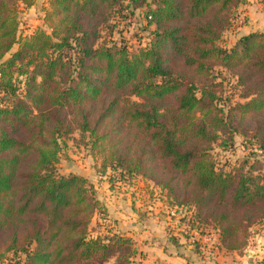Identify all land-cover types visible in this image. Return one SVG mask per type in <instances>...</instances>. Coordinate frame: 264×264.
Here are the masks:
<instances>
[{"label": "trees", "instance_id": "16d2710c", "mask_svg": "<svg viewBox=\"0 0 264 264\" xmlns=\"http://www.w3.org/2000/svg\"><path fill=\"white\" fill-rule=\"evenodd\" d=\"M244 1L47 0L45 28L23 36L20 15L36 0H0V264L11 253L23 264L138 263L129 238L92 235L106 211L93 185L57 172L58 142L74 131L101 174L151 182L184 213L177 237L211 228L219 251L244 254L264 223V174L247 159L219 170L211 154L235 135L264 154V30L217 45ZM117 3L145 9L151 40L136 53L96 43ZM219 70L244 103L222 100ZM199 244L198 255L211 253Z\"/></svg>", "mask_w": 264, "mask_h": 264}, {"label": "rangeland", "instance_id": "374dc122", "mask_svg": "<svg viewBox=\"0 0 264 264\" xmlns=\"http://www.w3.org/2000/svg\"><path fill=\"white\" fill-rule=\"evenodd\" d=\"M41 1L38 4L36 1L34 7L21 13L20 31L23 36L31 35L37 28H45L42 21L43 14L40 10L41 8L47 7V1H45L44 4L41 3ZM146 3L148 4V2ZM123 5H126V3ZM120 8H122V5L117 3L112 8V11L107 13L106 17L108 18V24L101 28L96 43L100 45L105 41L107 46H113V44H115L118 47H125L130 53H136L138 50L148 45L151 40L150 34L152 28H145L146 22L143 18L145 9L138 8L131 15L128 10L120 11ZM261 14H264V9L257 0L244 1L236 11L235 21L231 24L230 28L221 35L217 45L224 49H230L237 42L238 33L243 35L250 31L254 32L258 26L261 27V29H264L263 22H257V25L252 19L254 16L256 20L259 19V15ZM176 70L182 71L183 68L178 65ZM219 72L221 73L222 79L219 78L218 80L222 81V86L219 88L220 95L223 97L222 100L228 98V105L244 103L245 101L238 97L237 92H235L233 88L235 79L229 77V75L223 70H219ZM248 140L249 139L246 137L243 138L240 135H235L233 147L227 150H223L217 145H213L211 154L217 169L228 171L230 168L240 165L244 159H247L250 162L249 164L255 167L256 174H264V154L258 153L256 145ZM58 143L61 148L56 166L59 175L68 176L71 174H78L84 177L95 188L96 197L99 201L100 197H103L104 201H107L110 198L111 201L115 200L119 204L123 202L128 207L130 206L129 203H131L129 202L131 201L130 199L134 196L133 194H137L134 197L136 205H139L137 209L145 211V209L147 210V208H151V217L159 223V220L163 218L166 223L159 225L165 229L168 237H173L174 235L176 237L180 236V233L184 231V227L179 226L174 218L170 216V213L175 210L168 209L164 193H162L159 188L155 187L153 183L145 182L141 179L133 180L132 183H129L128 180H126L127 177H125V180L122 182H116L120 179V172L118 171H106L104 175L101 174V159L95 155L94 151H91L89 138H87V136H81L78 132L74 131L70 136L60 139ZM125 198L127 202L125 201ZM111 205V209H114V203ZM127 207H122L125 212L128 210ZM162 209L164 214L162 213ZM110 215L111 214H109L107 210H101L100 213H96L93 216L89 225L92 235L110 238L117 234L118 236L127 238V236L122 233L123 231L121 232V229L126 230L129 228L127 226L133 221V219L128 217L123 219L121 225H124V228L121 226L122 228L120 229L119 226L115 224L117 220H113V216ZM190 235H194L192 237L199 240V245H220L216 233H214L211 228L207 229L203 234H193L190 232L189 238ZM206 239H209V241H206ZM139 241V239L134 240L133 245H140ZM144 243L146 245H151L149 238ZM247 245L249 250L254 247H259L261 254H259V256L261 259L264 258V223L250 229ZM217 247L210 251L215 253L219 252ZM1 251L2 249L0 248V252ZM208 254H210V252H208ZM4 257L6 259L5 264H23L24 261V257L21 254H18L16 257H13L12 253L5 254ZM18 259L21 260L18 261ZM112 262L113 260H110L106 264H111Z\"/></svg>", "mask_w": 264, "mask_h": 264}, {"label": "crops", "instance_id": "0c3cea01", "mask_svg": "<svg viewBox=\"0 0 264 264\" xmlns=\"http://www.w3.org/2000/svg\"><path fill=\"white\" fill-rule=\"evenodd\" d=\"M37 1V0H36ZM47 0H42L41 3H45ZM261 9V8H260ZM255 23L263 22L264 23V14L259 15V19H255V16L252 18ZM258 25V23H257ZM261 27H257L255 31H261ZM244 32V31H243ZM130 190V189H129ZM132 190V189H131ZM134 195V196H133ZM130 199V206H126L125 203L121 202L119 204L117 201L109 200L104 201L100 197L101 203L104 205L105 209L110 216H113V220H117L115 223L121 229L124 225H121V221L126 217L132 218L133 221L127 226L126 230H122L121 232L127 236L132 242L134 240H140V245H134L136 250V255L134 260L140 264H260L262 259L259 256L260 250L259 247H254L244 252L242 255H237L231 252H211L210 254H203L202 256L198 255L194 248V243L189 242L188 239H182L181 237H176L177 240L172 242L168 238V234L165 229L161 227L162 223H166L163 218L160 221H155L153 217H151L150 211L151 208L145 209L142 211L141 209H137L136 202L134 197L137 194H133ZM124 200V199H123ZM125 201L127 202L126 198ZM114 203L113 208L111 209ZM127 207V212L123 210L122 207ZM162 213L164 211L162 209ZM154 216V215H153ZM160 219V218H159ZM179 226H183V223H178L177 219H174ZM186 222V221H185ZM168 224V223H167ZM169 225V224H168ZM185 227V226H183ZM175 236V235H174ZM191 237L193 235H190ZM150 239L151 245H146L144 242ZM136 242V241H135ZM137 243V242H136ZM134 244V242H133ZM254 255V256H253ZM261 255V254H260ZM113 264V262L111 263Z\"/></svg>", "mask_w": 264, "mask_h": 264}, {"label": "built area", "instance_id": "2783aa9c", "mask_svg": "<svg viewBox=\"0 0 264 264\" xmlns=\"http://www.w3.org/2000/svg\"><path fill=\"white\" fill-rule=\"evenodd\" d=\"M183 215H184V213H182L180 211L179 212L174 211V212L170 213V216L172 218H175V219L183 218ZM184 223H185V221H184ZM206 241H209V239H206ZM189 242L194 243V242H199V240L190 236ZM203 246H204L205 250L208 251V250H213V248L217 247L218 245H203ZM137 264H140V263H137Z\"/></svg>", "mask_w": 264, "mask_h": 264}, {"label": "water", "instance_id": "95a60500", "mask_svg": "<svg viewBox=\"0 0 264 264\" xmlns=\"http://www.w3.org/2000/svg\"><path fill=\"white\" fill-rule=\"evenodd\" d=\"M41 0H37V4L40 2Z\"/></svg>", "mask_w": 264, "mask_h": 264}]
</instances>
